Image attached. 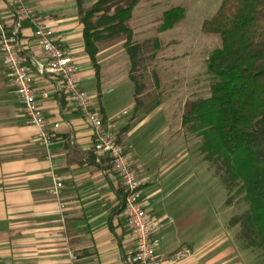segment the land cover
<instances>
[{"label": "crops", "instance_id": "1", "mask_svg": "<svg viewBox=\"0 0 264 264\" xmlns=\"http://www.w3.org/2000/svg\"><path fill=\"white\" fill-rule=\"evenodd\" d=\"M27 1L72 58L80 85L94 97L97 111L120 132L132 167L144 181L145 210L154 220L164 221L152 233L160 264H255L251 251L236 241L237 226H229L227 217L215 229L207 213L205 223L200 222L204 215L190 190H183L184 181L174 177L176 166H154L134 151L126 141L130 124L119 125L117 116L107 113L102 105L101 49L97 80L83 48L76 0ZM92 2L85 1L83 7ZM0 18L8 26L14 21L6 0H0ZM20 41L35 88L48 93L40 105L53 140L48 150L38 142L37 128L23 114L0 53V260L4 264H132L135 241L122 211L119 178L107 162L93 160L90 126L62 93V81L35 74L34 62L46 60L30 26L21 29ZM92 80L95 89L90 87ZM51 171L62 179L57 196L50 192ZM182 246L189 247L191 254L169 261Z\"/></svg>", "mask_w": 264, "mask_h": 264}, {"label": "trees", "instance_id": "2", "mask_svg": "<svg viewBox=\"0 0 264 264\" xmlns=\"http://www.w3.org/2000/svg\"><path fill=\"white\" fill-rule=\"evenodd\" d=\"M140 1L93 0L83 7L85 0H76L83 48L97 80L101 77L97 61L101 46L123 41L131 62L136 109L143 104L138 97L144 86L133 75L140 70L139 47L129 20ZM184 18L183 8L171 7L163 12L159 29L172 30ZM26 26L30 25L22 19L19 39ZM201 31L217 35L220 45L206 60L208 93L184 102L181 126L200 137L204 161L227 189L226 204L230 206L234 194L246 206L230 218L229 226L240 228L245 247L260 264L264 262V0H221L214 15L202 22ZM92 156L112 167L107 158ZM118 193L122 199L121 187Z\"/></svg>", "mask_w": 264, "mask_h": 264}, {"label": "rangeland", "instance_id": "3", "mask_svg": "<svg viewBox=\"0 0 264 264\" xmlns=\"http://www.w3.org/2000/svg\"><path fill=\"white\" fill-rule=\"evenodd\" d=\"M85 1L88 5L92 0ZM220 2L141 0L137 4L129 26L139 47L136 54L140 70L133 75L135 82L144 86L138 97L143 103L139 109L134 110L135 83L129 77L131 62L123 41L103 44V61L100 62L102 71H105L101 87L102 105L107 113L117 116L119 125L130 124L126 141L134 151L152 160L154 166H176L174 177L184 181L182 186L186 189L183 190H190L196 206L204 215L200 222L205 223L207 213L208 223L212 219L215 229L221 227L227 217L230 220L240 215L246 206L234 194L230 206L226 204L228 192L225 185L204 161L199 149L200 137L188 134L182 128L181 115L187 99L208 93L210 74L206 60L219 47L220 40L217 35L202 33L201 25L214 15ZM176 6L183 8L184 20L172 30L160 31L163 12ZM91 84L90 87L95 89L94 80ZM83 87L88 89L89 85ZM237 230L236 241L244 248L241 230L239 227Z\"/></svg>", "mask_w": 264, "mask_h": 264}, {"label": "built area", "instance_id": "4", "mask_svg": "<svg viewBox=\"0 0 264 264\" xmlns=\"http://www.w3.org/2000/svg\"><path fill=\"white\" fill-rule=\"evenodd\" d=\"M11 8L14 21L6 25L0 18V53L6 73L14 87L17 101L28 123L37 128V140L46 150L52 144L53 134L47 127L46 118L40 105L48 93L37 90L34 77L25 64L26 53L18 36L20 21L26 20L32 30L37 47L46 62H34L36 75H51L62 81V93L69 99L82 118L89 124L93 150L96 155L107 158L120 180L122 191V211L132 230L135 250L132 264H160L156 257L157 240L152 238L155 227L162 228V219L154 220L145 210L142 200L143 179L132 167L130 157L118 139L115 124L104 121L95 107L94 97L80 85L72 58L55 39L53 31L46 26L41 16L29 5L27 0H6ZM57 125H54L56 127ZM50 192L59 195L62 179L51 171ZM63 207V205H61ZM191 254L187 246L179 247L169 261H180ZM0 264H4L0 260Z\"/></svg>", "mask_w": 264, "mask_h": 264}]
</instances>
